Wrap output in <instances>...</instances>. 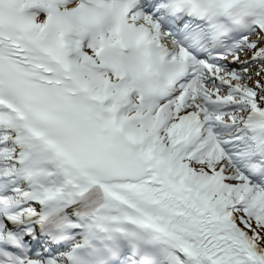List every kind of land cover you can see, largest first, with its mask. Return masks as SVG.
Here are the masks:
<instances>
[{
	"label": "snow or ice",
	"instance_id": "snow-or-ice-1",
	"mask_svg": "<svg viewBox=\"0 0 264 264\" xmlns=\"http://www.w3.org/2000/svg\"><path fill=\"white\" fill-rule=\"evenodd\" d=\"M0 264H264V0H0Z\"/></svg>",
	"mask_w": 264,
	"mask_h": 264
}]
</instances>
